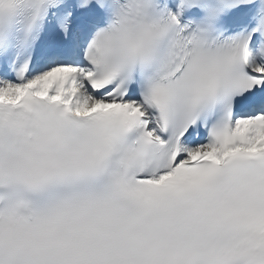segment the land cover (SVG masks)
Instances as JSON below:
<instances>
[{
	"label": "snow or ice",
	"instance_id": "6c2138e0",
	"mask_svg": "<svg viewBox=\"0 0 264 264\" xmlns=\"http://www.w3.org/2000/svg\"><path fill=\"white\" fill-rule=\"evenodd\" d=\"M0 264H264V0H0Z\"/></svg>",
	"mask_w": 264,
	"mask_h": 264
}]
</instances>
